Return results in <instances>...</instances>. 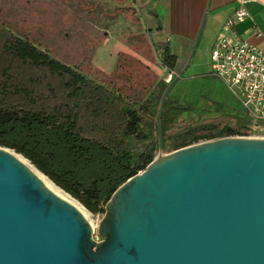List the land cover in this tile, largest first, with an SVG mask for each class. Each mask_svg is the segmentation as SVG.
Segmentation results:
<instances>
[{"label":"water","instance_id":"1","mask_svg":"<svg viewBox=\"0 0 264 264\" xmlns=\"http://www.w3.org/2000/svg\"><path fill=\"white\" fill-rule=\"evenodd\" d=\"M182 75L159 101L158 153L105 205L101 241L0 147V264H264V139L226 138L224 126L163 154V104Z\"/></svg>","mask_w":264,"mask_h":264},{"label":"trees","instance_id":"2","mask_svg":"<svg viewBox=\"0 0 264 264\" xmlns=\"http://www.w3.org/2000/svg\"><path fill=\"white\" fill-rule=\"evenodd\" d=\"M78 13L92 14L84 8ZM155 47L163 66L174 71L177 58L168 46ZM167 86L159 82L144 94L125 95L0 21V147L22 156L92 215L103 216L117 188L157 155V110ZM175 103L166 98L163 104V152L216 139L224 126L230 129L223 137L250 133L246 116L177 121L191 108Z\"/></svg>","mask_w":264,"mask_h":264},{"label":"rangeland","instance_id":"3","mask_svg":"<svg viewBox=\"0 0 264 264\" xmlns=\"http://www.w3.org/2000/svg\"><path fill=\"white\" fill-rule=\"evenodd\" d=\"M121 2L123 0H0V21L10 24L14 33L39 45L60 61L76 65L91 78L113 83L125 95L144 94L155 87L157 75L144 71L143 64L130 56V50L143 55V40L135 35L136 32L126 30V25H132L134 19L129 10L116 7ZM83 8L92 12L90 17L78 13ZM109 33L120 38L121 48L127 45L126 50L121 49L123 52L119 54L112 75L95 69L97 61L105 67H113L116 62L117 43L103 44ZM154 60L160 70V59L155 57ZM202 69L185 72L168 94V101L176 102L180 108H191L178 116L177 121L187 124L198 123V119L240 117L242 109L236 98L220 81L203 75ZM176 131L177 128L171 129L166 136ZM89 216L95 227L93 239L101 241L97 227L102 216L90 213Z\"/></svg>","mask_w":264,"mask_h":264},{"label":"crops","instance_id":"4","mask_svg":"<svg viewBox=\"0 0 264 264\" xmlns=\"http://www.w3.org/2000/svg\"><path fill=\"white\" fill-rule=\"evenodd\" d=\"M239 5L240 0H123L116 7L126 8L134 19L132 25H126V30L136 32L135 35L142 38L143 55L138 51L130 50L129 53L143 64L144 71L157 75L155 86L159 82L169 85L179 72L184 75L199 68H203V75L214 78L210 74V52L214 40ZM245 8L249 18L237 24L235 30L264 54V0L248 2ZM118 39L109 33L103 40V44L111 41L118 45L114 66L105 67L97 61L102 70L98 66L95 69L107 75L114 73L119 54L123 52L121 49H127L125 44L121 48ZM155 44H166L169 52L177 58L174 71L163 66L162 51L157 50ZM155 57L160 59V70L155 65Z\"/></svg>","mask_w":264,"mask_h":264},{"label":"built area","instance_id":"5","mask_svg":"<svg viewBox=\"0 0 264 264\" xmlns=\"http://www.w3.org/2000/svg\"><path fill=\"white\" fill-rule=\"evenodd\" d=\"M252 1L240 0L238 9L216 36L210 52L211 76L236 98L242 109L240 117L252 120L247 126L248 135L226 138L264 139V54L235 30L237 24L249 18L245 4Z\"/></svg>","mask_w":264,"mask_h":264},{"label":"bare ground","instance_id":"6","mask_svg":"<svg viewBox=\"0 0 264 264\" xmlns=\"http://www.w3.org/2000/svg\"><path fill=\"white\" fill-rule=\"evenodd\" d=\"M19 161H21L23 164L31 170V172L42 182V184L55 196L60 198L61 200L69 203L71 206H73L76 210H78L82 216L87 220V222L91 225L92 229L94 230V225L91 222V217L89 216V213L74 199H72L69 195L64 193L62 190H60L58 187H56L52 182H50L46 177H44L41 173H39L33 166H31L26 160L21 158L18 155L13 154Z\"/></svg>","mask_w":264,"mask_h":264}]
</instances>
